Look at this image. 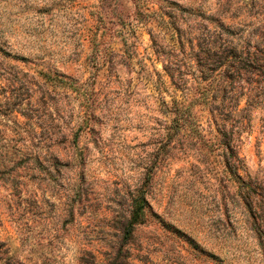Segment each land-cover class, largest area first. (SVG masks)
<instances>
[{
  "label": "rangeland",
  "instance_id": "obj_1",
  "mask_svg": "<svg viewBox=\"0 0 264 264\" xmlns=\"http://www.w3.org/2000/svg\"><path fill=\"white\" fill-rule=\"evenodd\" d=\"M226 1L243 44L264 20ZM177 3L219 0H0V264H264V66L228 71L226 130L198 109L204 130L168 144L153 39L161 7L196 19Z\"/></svg>",
  "mask_w": 264,
  "mask_h": 264
},
{
  "label": "trees",
  "instance_id": "obj_2",
  "mask_svg": "<svg viewBox=\"0 0 264 264\" xmlns=\"http://www.w3.org/2000/svg\"><path fill=\"white\" fill-rule=\"evenodd\" d=\"M246 4L251 7V11L248 10L251 16L259 15L264 20V0H247ZM177 6L182 13L194 10L196 19L182 26L161 7L159 32L163 36L153 39L159 45L166 42L159 55L171 85L172 99L163 101L164 113L170 120L166 134L168 144L181 133L204 130L197 120L201 117L198 109L208 111L209 125L226 130L228 114L236 113L240 93L230 81L228 71L240 74L248 55L252 56L253 64L264 66V24L251 21L249 27L252 29L245 35L249 41L229 47L226 38L233 30L225 13L232 5L227 6L226 0H219L216 10H206L201 4L191 9L179 3ZM254 10H258V15ZM148 205L146 193L138 192L132 201L127 233H131L135 225L145 222Z\"/></svg>",
  "mask_w": 264,
  "mask_h": 264
}]
</instances>
